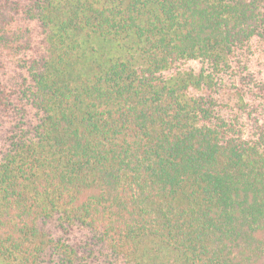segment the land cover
Here are the masks:
<instances>
[{"label":"trees","instance_id":"obj_1","mask_svg":"<svg viewBox=\"0 0 264 264\" xmlns=\"http://www.w3.org/2000/svg\"><path fill=\"white\" fill-rule=\"evenodd\" d=\"M0 264H264V0H0Z\"/></svg>","mask_w":264,"mask_h":264}]
</instances>
